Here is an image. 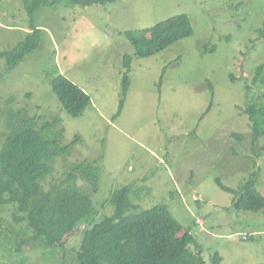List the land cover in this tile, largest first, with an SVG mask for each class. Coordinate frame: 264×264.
Returning <instances> with one entry per match:
<instances>
[{"label":"rangeland","instance_id":"obj_1","mask_svg":"<svg viewBox=\"0 0 264 264\" xmlns=\"http://www.w3.org/2000/svg\"><path fill=\"white\" fill-rule=\"evenodd\" d=\"M26 1L0 0V52L26 37L7 28L30 29ZM179 15L189 17L194 35L153 57L138 58L126 32ZM34 21L42 30L39 47L11 72L0 59V150L8 129L1 109L26 110L44 121L60 118V144L79 140L67 157L51 163L45 183L92 194L70 169L98 161L95 219L78 225L64 253L54 252L39 242L23 244L33 233L26 222L15 220V206H4L0 264H77L85 232L114 213L110 198L123 186L131 187L140 207L128 214L167 205L197 240L206 264L216 254L221 264H264V211H237L234 195L216 183L220 178L239 191L258 171L256 187L264 195V137L253 144L249 118L239 109L247 106L248 95L264 93L262 86L247 91L264 62L259 38L264 0H118L86 8L64 0L39 7ZM212 46L217 50L206 53ZM128 54L131 84L119 114ZM57 70L92 98L78 118L63 109L46 78Z\"/></svg>","mask_w":264,"mask_h":264},{"label":"trees","instance_id":"obj_2","mask_svg":"<svg viewBox=\"0 0 264 264\" xmlns=\"http://www.w3.org/2000/svg\"><path fill=\"white\" fill-rule=\"evenodd\" d=\"M26 1V0H25ZM64 0H27L30 32L12 49L0 52L4 60L5 72L13 71L26 56L35 51L41 41L42 30L35 25V13L41 6L62 4ZM80 7L106 6L118 0H70ZM194 35L188 16L179 15L157 24L153 28L128 31L126 36L135 49L138 58L153 57L177 42ZM259 38L264 39V28L259 30ZM212 46L206 53L215 52ZM133 57L124 58L123 99L119 114L131 84L130 72ZM166 70L163 71L161 80ZM46 78L61 106L72 118L83 115L92 106V98L65 75L57 71L46 74ZM253 86L264 87V62L254 73L252 83L247 85L250 92ZM245 108L239 107L247 115L253 131V144L264 137V93L260 96H247ZM6 114L7 131L3 133L4 143L0 150V212L4 206H15V220L26 222L33 233L23 244L39 242L44 248H55L64 253L69 239L75 234L78 225H88L95 219L92 194L99 190L100 166L98 161H83L74 164L70 171L72 178H81L92 190V194L54 183H45L52 174L51 163L58 157H67L75 141L61 145L63 129L56 128L60 118L43 120L31 116L26 110L1 109ZM210 111V110H209ZM208 111V112H209ZM43 120V121H42ZM51 132H55L52 136ZM238 139L241 136L233 135ZM264 152V146L261 147ZM257 173L237 191L223 184L220 178L216 183L223 191L234 195V208L237 211H264V195L257 189ZM114 213L96 223L85 232L77 264H206L200 245L190 231L184 230L172 215L167 205H157L148 210H139L131 197V187L123 186L115 190L110 198ZM4 224L0 220V232ZM191 246L195 249L192 250ZM54 254V253H53ZM223 258L216 254L211 264H221Z\"/></svg>","mask_w":264,"mask_h":264},{"label":"crops","instance_id":"obj_3","mask_svg":"<svg viewBox=\"0 0 264 264\" xmlns=\"http://www.w3.org/2000/svg\"><path fill=\"white\" fill-rule=\"evenodd\" d=\"M2 25V24H1ZM0 25V26H1ZM8 29H10V31H13V32H15V31H20V32H23V33H25V34H27V33H29L30 32V30L29 29H24V28H20V27H18V26H11V27H7ZM204 225V224H203Z\"/></svg>","mask_w":264,"mask_h":264},{"label":"clouds","instance_id":"obj_4","mask_svg":"<svg viewBox=\"0 0 264 264\" xmlns=\"http://www.w3.org/2000/svg\"><path fill=\"white\" fill-rule=\"evenodd\" d=\"M201 222V223H200ZM203 222V223H202ZM197 224H199V225H203L204 224V220H202V219H199L198 221H197ZM247 238V237H246Z\"/></svg>","mask_w":264,"mask_h":264},{"label":"built area","instance_id":"obj_5","mask_svg":"<svg viewBox=\"0 0 264 264\" xmlns=\"http://www.w3.org/2000/svg\"><path fill=\"white\" fill-rule=\"evenodd\" d=\"M201 223V222H200Z\"/></svg>","mask_w":264,"mask_h":264}]
</instances>
